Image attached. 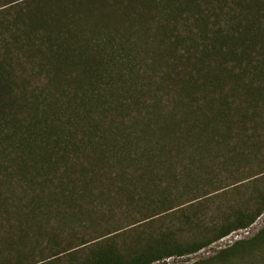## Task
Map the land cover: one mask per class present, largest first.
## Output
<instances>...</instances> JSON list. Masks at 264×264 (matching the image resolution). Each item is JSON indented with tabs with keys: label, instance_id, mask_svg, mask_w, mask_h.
Returning a JSON list of instances; mask_svg holds the SVG:
<instances>
[{
	"label": "trees",
	"instance_id": "1",
	"mask_svg": "<svg viewBox=\"0 0 264 264\" xmlns=\"http://www.w3.org/2000/svg\"><path fill=\"white\" fill-rule=\"evenodd\" d=\"M263 152L264 0H0V263L198 253L264 189L210 225L174 204Z\"/></svg>",
	"mask_w": 264,
	"mask_h": 264
},
{
	"label": "rangeland",
	"instance_id": "2",
	"mask_svg": "<svg viewBox=\"0 0 264 264\" xmlns=\"http://www.w3.org/2000/svg\"><path fill=\"white\" fill-rule=\"evenodd\" d=\"M230 172L229 174L224 171L217 173L216 176L213 173L207 174L200 186L194 188L198 189L197 194L190 193L174 204L175 207H180L176 208V211L172 213L173 215L171 214L172 216L168 218L173 227L180 225V221L177 220L183 213L189 214L192 218L197 215L200 221L205 220H203L205 225H210L211 221L221 219V216H219L220 211V214L225 211L229 213L233 209H240L247 203L254 202H251V199L256 196L255 185H259L257 189H264V175L255 177L264 172V154L257 158L254 157L252 161L246 163L243 167L232 169ZM241 181L244 182L240 183ZM263 215L264 212L257 219ZM263 229L264 225L253 229L250 235L241 240L244 243L233 252L222 255V252L228 250L230 245L223 246L222 249H216L214 245L218 243L217 241L198 253L169 258L161 264H264V233L259 234ZM197 231L191 234L190 227H185L182 238H185L186 241L193 239ZM28 260L34 262L39 261L40 258L36 257L33 260Z\"/></svg>",
	"mask_w": 264,
	"mask_h": 264
},
{
	"label": "built area",
	"instance_id": "3",
	"mask_svg": "<svg viewBox=\"0 0 264 264\" xmlns=\"http://www.w3.org/2000/svg\"><path fill=\"white\" fill-rule=\"evenodd\" d=\"M264 225V215L261 216L257 221H255L251 227H248L246 229H241L239 231H235L231 233L230 235L222 238L218 241V243H215L214 248L216 249H222V247H226V245H233L236 242H239L244 239L245 236H248L251 234V231L255 228H259L260 226ZM169 260V259H167ZM166 260V261H167ZM161 264V263H157Z\"/></svg>",
	"mask_w": 264,
	"mask_h": 264
}]
</instances>
